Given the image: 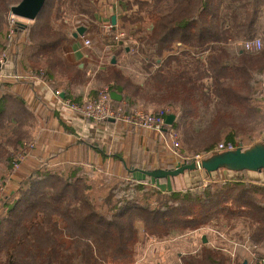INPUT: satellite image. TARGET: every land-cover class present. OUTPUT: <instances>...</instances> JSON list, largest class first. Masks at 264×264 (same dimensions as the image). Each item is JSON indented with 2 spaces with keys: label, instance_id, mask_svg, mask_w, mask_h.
Returning <instances> with one entry per match:
<instances>
[{
  "label": "trees",
  "instance_id": "16d2710c",
  "mask_svg": "<svg viewBox=\"0 0 264 264\" xmlns=\"http://www.w3.org/2000/svg\"><path fill=\"white\" fill-rule=\"evenodd\" d=\"M20 1L0 0V52L9 46L10 8ZM65 1L78 14L95 18L98 0H45L32 23H14L13 73L43 72L51 79L62 70L58 51L66 35L52 28L51 18ZM122 2L130 14L122 17L121 30L135 59L145 63L147 79L144 86L135 85L114 64L102 78L104 86L132 108L155 106L177 118L164 129L181 131L189 151L206 153L220 143L253 137L248 130L264 121V48L257 55L232 56L225 44L254 38L264 20V0ZM12 84L0 87V176L12 173V153L31 137L30 129H23L31 114L11 93ZM203 111H211L210 120L196 129ZM93 151L105 157L101 148ZM120 157L112 153L109 172L97 180L78 163L55 167L30 150L14 178L2 180L17 184L13 193L0 195V264H134L140 234L163 240L220 220H241L250 244L264 243V184L248 177L253 172L203 171L214 178L223 170L230 180L209 183L196 194L161 190L145 181L153 179L142 169L130 164L120 170ZM257 260L264 264V257ZM182 264H227V258L203 248L182 258Z\"/></svg>",
  "mask_w": 264,
  "mask_h": 264
},
{
  "label": "crops",
  "instance_id": "0c3cea01",
  "mask_svg": "<svg viewBox=\"0 0 264 264\" xmlns=\"http://www.w3.org/2000/svg\"><path fill=\"white\" fill-rule=\"evenodd\" d=\"M105 1L102 0L103 3H106ZM111 8L114 12L110 14L109 19L111 21L114 16L116 25H118L119 19L127 13L125 5L122 0H117L112 3ZM51 26L54 30L59 31L55 20L51 22ZM65 27L67 29L66 40L58 51L64 65L62 70L53 74L51 79L44 75L36 80L13 83L10 88L11 93L22 100L31 114L23 129L35 131L38 138H40L38 134L42 136L34 151L35 154L42 159H51V164L55 167L78 163L86 169L85 166L90 163V165H95L90 167V171L94 175L96 171L109 172L113 162L112 153H119L121 156L120 170L123 165L129 166L130 164L135 168L139 166L144 168L145 165L148 167L155 165L156 168H159V166H166L169 161L174 162L173 165L176 166L178 161L169 154L167 142L162 140L164 134L170 129H165L160 134L119 121L94 124L73 113L54 96V91H61L64 97L67 94L76 103L92 98L91 94H94L92 93L94 89L104 85L102 78L107 75L108 67L114 65L111 64L112 58L108 59L110 60L109 65L103 62L106 60L105 56L112 51L120 54L118 52L121 48L120 43H122L114 36L116 40L100 43L98 50L92 51L83 45L86 36L91 33L89 28L83 36L74 38V31L70 29V26L66 25ZM117 31L121 30L117 27ZM113 33L116 35V31ZM125 50L120 54L119 59L115 56V69L131 78L135 85L144 86L147 75L138 69L141 62L132 61L130 52ZM3 73L6 76L13 74V66L10 61L3 69ZM66 98L68 99V97ZM119 106L132 108L127 100L122 101ZM147 109L150 110V108ZM46 140L47 143H43ZM93 146L106 152L104 153L105 157L95 153ZM95 162L96 164H94ZM255 175L250 178L256 181H262L264 178V174L255 173ZM134 176L138 175L134 174ZM179 178L183 177L179 176Z\"/></svg>",
  "mask_w": 264,
  "mask_h": 264
},
{
  "label": "rangeland",
  "instance_id": "374dc122",
  "mask_svg": "<svg viewBox=\"0 0 264 264\" xmlns=\"http://www.w3.org/2000/svg\"><path fill=\"white\" fill-rule=\"evenodd\" d=\"M109 1V2H108ZM117 0H106V3H103L102 0H98L96 3V13L95 18L92 19L90 16H84L81 14H78L75 10H73L67 1L61 6L58 12L53 13L51 22L55 20L59 26V31L66 34V25L70 26V29L76 32V29H74V26L79 25V27L85 28L87 30L89 28V31L91 30V33L86 36V40L90 41L89 47H87L90 50H98V47L100 43H108V40H111V42L114 39L115 33L113 32H106L104 29V26L108 25L110 21V14H112L114 11L111 8L112 3H115ZM119 4V3H118ZM126 8V7H125ZM119 14V12H118ZM130 14V11H128L125 16ZM97 17V18H96ZM122 18L119 19L118 27L119 30H121L122 26ZM17 21H20L21 23L28 25L32 22H27L24 20L18 19ZM9 22V17H8ZM264 28V20L261 18L259 20V23L257 25V32L254 37H257L261 39L263 43L264 48V34L262 33ZM10 30V27H9ZM123 30V29H122ZM121 30V31H122ZM101 31V32H100ZM86 32V31H85ZM125 33V38L120 43L121 48L118 53H122L125 51L130 52V57H132V61H137L133 55V52L130 50L132 43H130V39H128L127 33ZM9 32L7 34V39L9 46H6L5 49L7 50L9 61L11 59V55L14 51V48L10 46V43L12 42L14 34L9 38L8 37ZM67 35V34H66ZM85 41V40H84ZM83 41V42H84ZM232 42L234 41H241L240 38L232 39L230 40ZM229 41L225 44V48L227 51L232 55L236 56L238 53L235 52V49L233 50L232 47L228 45ZM130 47V48H129ZM176 47H179L176 45ZM120 54L115 53L112 51L111 53H108L105 57L106 60L103 61L105 63L110 64V60H115V56L118 57ZM257 55V54H256ZM122 58V57H121ZM202 59L205 58V54L201 56ZM110 59V60H108ZM111 60V61H112ZM121 60V59H120ZM123 60V58H122ZM131 61V60H130ZM11 62V61H10ZM139 62V61H138ZM137 62V63H138ZM132 63V62H131ZM136 63V64H137ZM139 64V63H138ZM131 65V64H129ZM145 65L144 62L140 63L138 66V69L145 73L143 70V66ZM137 68V67H136ZM146 74V73H145ZM107 87L104 85H101L99 87H96L94 91L91 94L92 97L96 96L98 94V91H101L103 89H106ZM108 89V88H107ZM61 92V91H60ZM89 95V94H88ZM90 95V96H91ZM263 110H264V102L262 104ZM147 109L148 112L155 111L156 109H159L155 106H149ZM137 109V108H133ZM211 111H203L201 114V118L197 121H195V128L200 129L204 127L210 120L211 117ZM177 119V118H175ZM248 129H246L247 131ZM249 134L253 135V137L246 138V139H237L234 140V143L240 146L242 150H248L252 148L256 144H261L264 141V121H262L256 129H249ZM38 136L41 138L38 134ZM36 132H31V137L28 138V140L24 141L25 143H31L33 147L30 150H33V152L37 149L38 141L40 138L37 137ZM163 142H167V149L169 150V154L172 157H175L178 161L177 164H183V163H190L191 161H194L197 156H201L205 152L202 151H196L194 152L189 151L186 145L182 142L181 137V131L175 132L174 131V138H169V133L164 134V138L162 139ZM23 142V143H24ZM177 143V148H174V143ZM43 143H47V140ZM22 147L19 149H16V151L11 152L12 158L15 159V156L21 151ZM172 149H176V151H172ZM30 150L27 151L25 156H28L30 153ZM174 152H177V155L174 154ZM216 153H211L210 155L206 156L204 159L214 155ZM26 157L19 162L17 168H11L12 173H6L3 172L5 175L0 176V195L6 194V192H9L10 194L15 191V180L16 179H10L9 182L4 181L3 179H6V176L10 178H14L16 171L18 170L21 163L25 161ZM202 159V160H204ZM170 162V163H169ZM168 164L163 168V170H171L175 167L174 162L169 161ZM96 164V162L94 163ZM13 165V164H12ZM91 166L95 165H86V171L90 172ZM135 168V167H133ZM142 170H155L159 169L156 168L155 165H149L144 166V168H141V166L138 167ZM168 168V169H165ZM100 169V168H99ZM10 172V171H9ZM101 172H95V175L92 174L94 179H100ZM2 174V173H1ZM183 178H179V176L174 178H167V180H154L151 181L149 179H145L147 183H152L155 187H158L161 190H165L166 188L169 190H196V194L200 193L198 191H201L203 187H205L209 183L214 182H224L228 181L230 179L224 177L223 170L220 171L219 174L215 175L214 178H208L204 175L202 170L193 171L190 173H186L183 175H180ZM256 176L254 173L248 174V177H254ZM221 177V178H220ZM172 179V180H171ZM175 181V182H174ZM250 181V180H249ZM260 184H264V178L262 179V182ZM150 187V186H149ZM104 193V192H102ZM248 226L246 223L242 222L241 220L237 221H231V222H225L223 220H220L219 222H213L212 224L206 225L204 227H201L196 230H188L182 233H175L170 235L169 237H166L163 240H157L154 238H147L140 234V238L138 243L134 247V264H182V258L196 255L198 254L203 248L207 249H217L220 253H222L227 258V264H257L258 256L264 257V243L259 245L257 248L253 247V245L250 244L248 239ZM203 239L205 243L203 242Z\"/></svg>",
  "mask_w": 264,
  "mask_h": 264
},
{
  "label": "built area",
  "instance_id": "2783aa9c",
  "mask_svg": "<svg viewBox=\"0 0 264 264\" xmlns=\"http://www.w3.org/2000/svg\"><path fill=\"white\" fill-rule=\"evenodd\" d=\"M18 18L13 17L11 14L9 16V35L10 38L14 34L13 26ZM79 25L74 26V29H78ZM106 32H114L116 31L115 37L117 40L122 41L125 38V33L123 31H117L116 25H112L109 22L108 25L104 26ZM257 42L260 43V47H257ZM85 47H89L90 41L85 40L83 42ZM228 45L235 49L236 53H250L256 54L263 49V43L261 39L254 37L252 39H246L241 41H229ZM8 51L4 50L0 52V87L4 82H12V83H23L26 80H36L43 77L45 74L43 72L35 73L29 71L26 74H11L10 76H6L3 73V69L9 62V57L7 55ZM54 96L60 100V102L67 108H69L73 113L80 116L82 119L86 121L93 122L94 124L105 123L110 120L119 121L127 125H134L146 130L155 131L156 133H163L165 127V119L167 116V112L163 110L157 111H142L139 109L129 108L128 106H115L114 101L110 97V91L106 88L101 91H98V94L92 98L85 99L80 103H74L71 99H67L60 91H54ZM169 138H174V132L172 130L168 131ZM178 144L174 143V148H177ZM33 147L31 143H23L21 151L15 156L12 167L17 168L20 161H22L26 156L28 150ZM240 148L237 144L234 143H220L214 150L210 152H206L201 156H197L194 161L196 163H200L202 159L211 153H221L227 151H234ZM172 151H176V149H172ZM177 155V152H174Z\"/></svg>",
  "mask_w": 264,
  "mask_h": 264
},
{
  "label": "water",
  "instance_id": "95a60500",
  "mask_svg": "<svg viewBox=\"0 0 264 264\" xmlns=\"http://www.w3.org/2000/svg\"><path fill=\"white\" fill-rule=\"evenodd\" d=\"M44 2L45 0H21L17 5L10 8V14L20 20L33 22L39 15ZM111 23L112 25L116 24V18L114 16L111 18ZM17 25L20 27L26 26L21 22H17ZM85 31V28L79 27L73 34V37L77 38L78 36H83ZM177 45L180 46V43ZM111 64H115V60H112ZM110 97L114 102L122 101V96L114 91L110 92ZM174 121L175 117L173 115H168L165 119V124L171 126ZM110 122H113V120H110ZM220 168L230 172H264V141L261 144L254 145L248 150L238 148L234 151L216 153L202 160L200 163L191 161L190 163L177 164L171 170L155 169L151 171L139 170V172L149 178L160 180L174 178L197 170H202L207 174H211ZM203 242L205 243L204 239Z\"/></svg>",
  "mask_w": 264,
  "mask_h": 264
},
{
  "label": "clouds",
  "instance_id": "9594fccd",
  "mask_svg": "<svg viewBox=\"0 0 264 264\" xmlns=\"http://www.w3.org/2000/svg\"><path fill=\"white\" fill-rule=\"evenodd\" d=\"M257 47H258V48L260 47V43H259V42H257Z\"/></svg>",
  "mask_w": 264,
  "mask_h": 264
}]
</instances>
